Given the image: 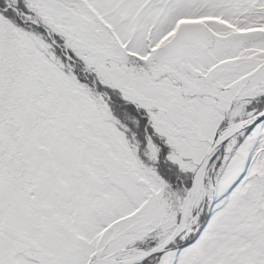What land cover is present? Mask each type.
<instances>
[{"label":"snow or ice","instance_id":"snow-or-ice-1","mask_svg":"<svg viewBox=\"0 0 264 264\" xmlns=\"http://www.w3.org/2000/svg\"><path fill=\"white\" fill-rule=\"evenodd\" d=\"M0 264H264V0H0Z\"/></svg>","mask_w":264,"mask_h":264}]
</instances>
